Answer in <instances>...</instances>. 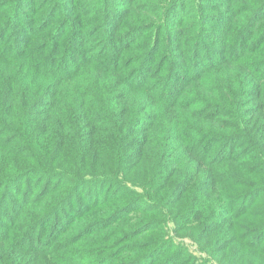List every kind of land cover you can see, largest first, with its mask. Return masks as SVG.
<instances>
[{"label":"trees","instance_id":"16d2710c","mask_svg":"<svg viewBox=\"0 0 264 264\" xmlns=\"http://www.w3.org/2000/svg\"><path fill=\"white\" fill-rule=\"evenodd\" d=\"M0 264H264V0H0Z\"/></svg>","mask_w":264,"mask_h":264},{"label":"rangeland","instance_id":"374dc122","mask_svg":"<svg viewBox=\"0 0 264 264\" xmlns=\"http://www.w3.org/2000/svg\"><path fill=\"white\" fill-rule=\"evenodd\" d=\"M186 1H188V0H186ZM23 183H24V182H21L18 186H22V187H23ZM68 214H69V213H68ZM191 248H192L194 251H196V247L191 246ZM196 253L198 254L197 251H196Z\"/></svg>","mask_w":264,"mask_h":264}]
</instances>
